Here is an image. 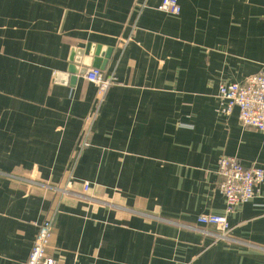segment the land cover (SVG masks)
Returning <instances> with one entry per match:
<instances>
[{
	"label": "crops",
	"instance_id": "crops-1",
	"mask_svg": "<svg viewBox=\"0 0 264 264\" xmlns=\"http://www.w3.org/2000/svg\"><path fill=\"white\" fill-rule=\"evenodd\" d=\"M162 1L0 0V264L47 220L60 264H264V184L228 214L217 174L264 170L218 98L264 70V0ZM85 68L115 81L101 105Z\"/></svg>",
	"mask_w": 264,
	"mask_h": 264
},
{
	"label": "built area",
	"instance_id": "built-area-1",
	"mask_svg": "<svg viewBox=\"0 0 264 264\" xmlns=\"http://www.w3.org/2000/svg\"><path fill=\"white\" fill-rule=\"evenodd\" d=\"M159 11L173 16H179L182 8L178 0H163ZM85 79L98 88L97 103L101 105L108 91L115 85L113 78H106L101 70L89 69ZM221 103L220 112L229 116L234 109L239 110V119L245 127L264 133V70L252 76L242 84L221 85L219 90ZM90 129L86 131L78 148L79 155L90 146ZM217 174L220 178L218 189L226 198L227 213H233L235 208L250 203L256 199L264 184V170L253 166L245 168L235 157H223L219 161ZM202 224L216 227L221 237L230 233L227 215H207L199 217ZM53 222L44 221L39 225L31 254L26 264H60L49 255L51 250Z\"/></svg>",
	"mask_w": 264,
	"mask_h": 264
},
{
	"label": "water",
	"instance_id": "water-1",
	"mask_svg": "<svg viewBox=\"0 0 264 264\" xmlns=\"http://www.w3.org/2000/svg\"><path fill=\"white\" fill-rule=\"evenodd\" d=\"M90 52H91V51H90ZM90 52H88V54H89ZM85 66L88 68V66H90V65L85 64ZM96 66H97V65H96ZM84 71H87V69L85 68Z\"/></svg>",
	"mask_w": 264,
	"mask_h": 264
}]
</instances>
